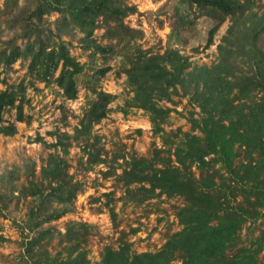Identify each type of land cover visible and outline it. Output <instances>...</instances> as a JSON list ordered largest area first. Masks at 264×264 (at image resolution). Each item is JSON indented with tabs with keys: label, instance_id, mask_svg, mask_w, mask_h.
<instances>
[{
	"label": "rangeland",
	"instance_id": "374dc122",
	"mask_svg": "<svg viewBox=\"0 0 264 264\" xmlns=\"http://www.w3.org/2000/svg\"><path fill=\"white\" fill-rule=\"evenodd\" d=\"M124 1L137 6V11L124 19L130 27L124 36H111L107 30L113 24L102 21L94 30L93 41L114 46V52L107 54L88 47L90 40L83 39L84 32L57 11L45 13L38 21L44 41L49 45L63 42L83 66L76 75L75 99H68L55 81L46 83L29 72L28 59H18L10 66L0 64L1 78L10 83L24 82L27 87L26 121H16L15 109H8L4 113L6 123L16 121L18 130L13 135L0 133V264H46L51 258L67 257L74 244H79L94 263L102 261L107 247L119 249L124 244L130 245L131 253L157 252L183 227L177 212L187 204L185 196L161 189L150 191L144 188L149 187L145 183L127 185L121 176L129 169L132 156L147 157L158 166L162 159L177 164V148L187 146L188 135L203 136L196 124L203 112L194 95L195 85H191L190 78L185 86L178 84L176 89H170L171 100L160 101L168 112L154 122L151 113L128 103L134 92L125 70L135 48L149 53L176 49L188 59L186 71L214 69L227 56L219 45L228 44L224 37L231 20L226 16L217 21L191 0ZM35 4L36 0H0V50L17 34V43L25 45L27 40L19 33ZM253 10L262 13L264 0H257ZM217 22L218 28L211 36ZM241 35L238 38L243 42ZM258 46L264 51V37ZM249 50L246 44L244 50L234 52L229 59L237 76L255 73ZM105 67L109 69L102 74L100 69ZM236 75L230 74L228 79L237 81ZM3 88L0 80V89ZM99 91L115 95L106 117L92 124L90 134L73 140L66 153L62 146H48L59 138L70 141L63 134H75ZM198 91H204L202 82ZM224 93L234 104L240 102L237 88ZM37 135L46 142L36 141ZM84 147L90 148L100 161L88 160ZM51 153L64 156L67 179L80 188L69 203L53 200L44 204L47 211L67 208L63 216L32 227L29 211L39 205L40 196L32 194L31 189L39 184L48 190L49 181L42 178L41 170ZM232 156L229 168L215 153L206 156L208 165L193 163L190 167L203 185L216 183L222 187L221 199L227 204L242 199V193L234 187L236 179L250 185L259 176L264 189V156L258 158L259 154H251L239 143L233 146ZM258 160L263 171L247 172V168L259 164ZM250 202L247 206L253 211L256 208L251 204L257 199L251 197ZM254 214L257 217L245 221L237 231L236 241L258 252L254 264H264V196ZM34 238L36 242L28 244Z\"/></svg>",
	"mask_w": 264,
	"mask_h": 264
},
{
	"label": "trees",
	"instance_id": "16d2710c",
	"mask_svg": "<svg viewBox=\"0 0 264 264\" xmlns=\"http://www.w3.org/2000/svg\"><path fill=\"white\" fill-rule=\"evenodd\" d=\"M8 1V0H7ZM201 9H207L217 21L229 16L231 25L228 35L224 37L227 45H219L227 55L214 69L200 67L186 71L190 66L188 59L176 49H167L163 53H149L141 48L133 49L129 67L125 72L132 86L134 95L130 103L139 106L156 118H164L168 108L160 105L161 100H171V90L177 85L185 86L189 79L195 85L194 95L199 102L202 119L197 122L203 133L202 137L188 135L187 146L177 148V164L171 160H161L154 163L147 157L132 156L129 169L121 176L126 184L145 183L147 190L161 189L170 194L183 195L187 204L177 212L182 228L174 232L166 241L163 248L157 252L131 253L129 244L119 249L107 247L102 261L94 263L79 244H74L68 251V256L57 259L51 258L46 264H254L258 252L246 245L239 246L236 233L245 221L256 218L257 206L262 202L264 189L259 176L254 177L253 184H247L236 179L234 187L242 193L241 201L233 200L227 204L222 201V187L203 185L201 180L192 172L193 163L206 166L207 155L215 153L220 161L231 167L232 149L236 143L245 145L251 154L264 156V51L258 46L264 37V11L257 13L253 10L257 0H191ZM8 5V3H7ZM57 11L73 25L84 32L83 39L90 40L88 47L97 52L107 54L114 52L113 45H102L93 41L94 30L100 25H111L107 31L111 36L122 37L130 28L125 24V17L137 11V6L124 0H36L35 7L24 19V27L19 33L26 39L24 46L17 43L18 34L8 41V45L0 50V64L10 66L18 59H28L29 72L38 79L50 83L55 81L68 99H75L78 94L76 75L82 71V64L70 54L67 46L60 42L49 45L44 41L38 21L45 13ZM35 20V21H34ZM219 22L211 29L210 35L218 28ZM242 34V35H241ZM241 35L242 41L238 38ZM34 38L32 39V37ZM237 36V37H236ZM246 41V42H245ZM249 45V60L256 65L255 73L236 75V67L229 59L234 52L242 51ZM236 48V51L232 49ZM230 68V69H228ZM108 67L100 69L105 74ZM59 73L57 74V72ZM0 80L5 88L0 89V133L13 135L17 132L16 121H26L25 113L26 85L24 82L10 83L6 78ZM236 75L237 81L228 79V75ZM202 82L204 91L199 92ZM239 90L234 104L225 97L224 91ZM171 89V90H170ZM115 95L99 91L96 100L84 115L81 126L76 128L74 135L64 133L70 141L59 138L48 146H62L66 153L73 140L91 133L93 123L106 117L109 104ZM15 109L16 121L6 123L4 113ZM228 120V123L224 121ZM36 141H44L37 135ZM46 142V141H44ZM85 148V147H84ZM88 160L100 161L90 149L85 148ZM259 164L247 168L251 174H259ZM250 167V166H249ZM68 163L59 153H51L47 163L42 167V178L49 181L48 190L39 184L31 189L32 194L40 196V203L29 211V221L32 227L43 222H49L63 216L68 209L63 207L47 211L44 204L56 200L69 203L76 198L79 185L67 179ZM232 172V171H231ZM249 173V174H250ZM251 197L257 199L252 203ZM259 201V203H258ZM114 215V213H113ZM40 217V218H39ZM36 238L28 242L32 245Z\"/></svg>",
	"mask_w": 264,
	"mask_h": 264
}]
</instances>
